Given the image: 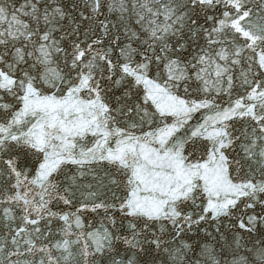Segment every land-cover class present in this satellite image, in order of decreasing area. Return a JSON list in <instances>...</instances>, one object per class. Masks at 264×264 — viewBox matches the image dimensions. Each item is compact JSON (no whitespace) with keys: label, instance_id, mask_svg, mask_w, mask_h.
Returning a JSON list of instances; mask_svg holds the SVG:
<instances>
[{"label":"snow or ice","instance_id":"obj_1","mask_svg":"<svg viewBox=\"0 0 264 264\" xmlns=\"http://www.w3.org/2000/svg\"><path fill=\"white\" fill-rule=\"evenodd\" d=\"M0 264H264V0H0Z\"/></svg>","mask_w":264,"mask_h":264}]
</instances>
